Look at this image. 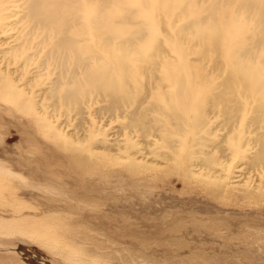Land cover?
Wrapping results in <instances>:
<instances>
[{
  "label": "bare ground",
  "instance_id": "6f19581e",
  "mask_svg": "<svg viewBox=\"0 0 264 264\" xmlns=\"http://www.w3.org/2000/svg\"><path fill=\"white\" fill-rule=\"evenodd\" d=\"M0 100L90 167L119 160L90 146L84 114H106L184 182L244 159L264 173V0H0Z\"/></svg>",
  "mask_w": 264,
  "mask_h": 264
},
{
  "label": "rangeland",
  "instance_id": "374dc122",
  "mask_svg": "<svg viewBox=\"0 0 264 264\" xmlns=\"http://www.w3.org/2000/svg\"><path fill=\"white\" fill-rule=\"evenodd\" d=\"M84 117L106 140L91 131L90 146L118 161L76 163L0 100V264H264L261 167L215 164L184 182L121 119ZM51 120L64 135L86 132L78 119ZM209 176L222 183L219 194L201 183Z\"/></svg>",
  "mask_w": 264,
  "mask_h": 264
}]
</instances>
